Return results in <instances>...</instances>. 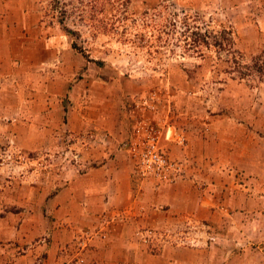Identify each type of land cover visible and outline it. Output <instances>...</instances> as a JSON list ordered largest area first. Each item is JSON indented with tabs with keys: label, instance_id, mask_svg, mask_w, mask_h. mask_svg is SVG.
Returning a JSON list of instances; mask_svg holds the SVG:
<instances>
[{
	"label": "rangeland",
	"instance_id": "374dc122",
	"mask_svg": "<svg viewBox=\"0 0 264 264\" xmlns=\"http://www.w3.org/2000/svg\"><path fill=\"white\" fill-rule=\"evenodd\" d=\"M37 3L53 28L47 33L61 38L63 59L28 67L21 59L32 55L24 54L1 67L0 264H49L63 231L71 237L58 246L59 264H94L95 244L109 247L112 228L128 219L136 223L132 242L154 253L167 245L201 248L205 264H264V82L228 72L235 58L251 63L264 49V0ZM206 32L223 47L190 44ZM53 72L65 76L64 85H53ZM47 94L59 113L43 116ZM146 125L160 130L175 164L169 180L138 171L130 144ZM119 154L133 168L131 201L107 198L90 208L88 223L58 208L64 188ZM152 181H186L188 201L207 202L200 218L186 212L150 221L153 210L156 218L171 207L154 203Z\"/></svg>",
	"mask_w": 264,
	"mask_h": 264
},
{
	"label": "crops",
	"instance_id": "0c3cea01",
	"mask_svg": "<svg viewBox=\"0 0 264 264\" xmlns=\"http://www.w3.org/2000/svg\"><path fill=\"white\" fill-rule=\"evenodd\" d=\"M50 30L53 28L47 24L46 20H43V12L38 8L37 0H0V72L2 66L16 62L14 60L17 57L21 59L20 57L24 54L32 55L31 58H24L23 56L21 59L28 67L37 62L59 63L63 59L59 48L61 38L57 35H49L47 32ZM39 49L42 52L41 57L35 59L33 56L38 53ZM53 74V81L51 80L53 85H64L65 76L61 78L58 72H53ZM44 83H46L45 80ZM53 94L62 95V93ZM45 96L46 98L41 104L43 116L48 114L46 112L56 111L59 113L60 105L53 102L51 104L50 101H47L49 94ZM64 113L69 114L70 111L65 109ZM69 115H71V119L76 116L74 112ZM72 121L74 123V120ZM125 155L119 154L116 159H112L104 167L91 169L86 174L76 178L74 183H70L71 186H67L58 194L57 200L59 202H55V204L63 211L75 210L76 219L81 223H88L90 221V208L102 206L107 198H110L109 201L114 205H119L116 201H123L124 203L131 201L134 186L133 168ZM185 182L182 181L177 185H157L153 181L147 183L148 189L156 186L155 192L158 191L154 197L155 204L166 202L171 205L168 210L156 213V218L161 215L164 217H161L159 221L158 218L154 217L156 211L153 210L150 221L160 225L165 221H174L177 214L183 218L186 212L200 218L198 213L205 209L207 202L196 199L190 203L187 195L189 185ZM140 203L145 202L140 198ZM189 206H191L192 211H188ZM179 207L181 208L180 213L178 212ZM135 224V221L128 219L113 227L109 237V247L101 246V241H98L89 253V258L94 261V264H205V250L201 248L167 245L156 253L146 250L139 243H134L131 240V230ZM63 232H59L56 237L57 240L50 250L49 264H59L57 260L58 246L62 241L71 237V235L62 234ZM114 242L121 246L120 249L112 246ZM105 258L106 262L103 261Z\"/></svg>",
	"mask_w": 264,
	"mask_h": 264
},
{
	"label": "built area",
	"instance_id": "2783aa9c",
	"mask_svg": "<svg viewBox=\"0 0 264 264\" xmlns=\"http://www.w3.org/2000/svg\"><path fill=\"white\" fill-rule=\"evenodd\" d=\"M160 130L153 125H146L141 132L143 137L130 144V150L139 155L138 171L146 177L169 180L168 173L176 171L175 164L169 160L159 144ZM138 138V137H137Z\"/></svg>",
	"mask_w": 264,
	"mask_h": 264
},
{
	"label": "trees",
	"instance_id": "16d2710c",
	"mask_svg": "<svg viewBox=\"0 0 264 264\" xmlns=\"http://www.w3.org/2000/svg\"><path fill=\"white\" fill-rule=\"evenodd\" d=\"M198 34L199 37L193 39L192 43H190L191 45L197 47L198 45H203L206 48H209L211 44L218 45L220 48L224 45L218 40H216V44L211 43L208 32ZM74 47L80 50L76 44H74ZM80 51L82 52V50ZM228 72L234 74L239 79H246L251 83L264 82V49L252 59L251 63H244L235 58L230 62V69Z\"/></svg>",
	"mask_w": 264,
	"mask_h": 264
}]
</instances>
